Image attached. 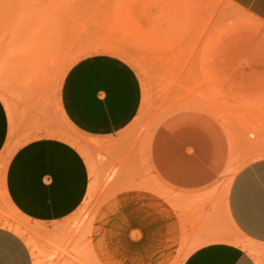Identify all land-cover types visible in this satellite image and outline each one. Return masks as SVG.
Masks as SVG:
<instances>
[{
  "label": "rangeland",
  "instance_id": "obj_1",
  "mask_svg": "<svg viewBox=\"0 0 264 264\" xmlns=\"http://www.w3.org/2000/svg\"><path fill=\"white\" fill-rule=\"evenodd\" d=\"M98 54L134 69L140 112L103 137L68 134L61 120L87 164L88 191L65 219L31 221L6 199L5 164L40 134L38 116L57 113L69 68ZM260 81L264 23L229 0H0V99L13 125L0 154V225L24 239L33 264H182L223 238L264 264V247L240 241L225 214L235 174L264 157ZM183 135L212 147L184 191L159 176L154 158L157 143ZM217 142L228 148L220 160Z\"/></svg>",
  "mask_w": 264,
  "mask_h": 264
},
{
  "label": "crops",
  "instance_id": "obj_2",
  "mask_svg": "<svg viewBox=\"0 0 264 264\" xmlns=\"http://www.w3.org/2000/svg\"><path fill=\"white\" fill-rule=\"evenodd\" d=\"M229 1L264 23V0ZM258 84L264 86L261 81ZM53 103L57 113L38 116L40 134L12 152L4 169L7 201L34 222L65 219L76 211L88 191L87 164L65 135L73 131L103 137L124 130L140 112L142 88L134 69L122 59L92 55L69 68ZM61 120L68 132H62ZM199 123L204 125V120ZM199 138L191 136L184 141L183 135L176 144H156L155 165L165 182L183 191L190 188L189 182L198 183L200 179L191 176L199 174V166L204 165L199 162L212 150ZM12 140V115L0 99V154ZM215 148L219 160L226 155V142H217ZM225 214L240 241L264 247V157L247 163L235 174L226 194ZM211 241L195 248L182 264H258L236 239ZM0 264H33L24 239L1 225Z\"/></svg>",
  "mask_w": 264,
  "mask_h": 264
}]
</instances>
